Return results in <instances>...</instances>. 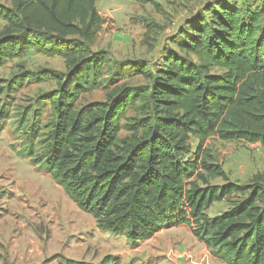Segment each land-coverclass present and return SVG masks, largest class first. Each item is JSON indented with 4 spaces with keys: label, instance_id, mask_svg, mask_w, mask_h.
I'll return each instance as SVG.
<instances>
[{
    "label": "trees",
    "instance_id": "obj_1",
    "mask_svg": "<svg viewBox=\"0 0 264 264\" xmlns=\"http://www.w3.org/2000/svg\"><path fill=\"white\" fill-rule=\"evenodd\" d=\"M98 1L0 5V68L28 52L65 65L64 72L24 76L51 81L55 89L36 98L50 108L47 121L39 120V109L32 111L31 124L26 110L21 114L27 145L20 154L43 164L100 231L124 233L132 247L183 224L223 264H264V175L247 185L231 183L205 146L211 138L264 145L260 14L221 1L207 5L178 32V50L167 49L160 66L151 69L144 60L115 62L107 51L93 49L105 23ZM128 1L158 7L157 0ZM127 68L145 83L123 81ZM24 77L0 87V96L15 91L12 85ZM99 89L104 101L78 104ZM7 118L2 103L0 122ZM121 130L128 136L119 139ZM215 179L224 183L210 185ZM222 201L229 208L209 218L206 211ZM110 263L105 257L100 264Z\"/></svg>",
    "mask_w": 264,
    "mask_h": 264
},
{
    "label": "rangeland",
    "instance_id": "obj_2",
    "mask_svg": "<svg viewBox=\"0 0 264 264\" xmlns=\"http://www.w3.org/2000/svg\"><path fill=\"white\" fill-rule=\"evenodd\" d=\"M220 1L242 12L248 6L264 23V0H157V8L128 0H99L96 8L105 23L93 49L107 51L115 62L141 59L153 69L160 66L167 49L178 50V32L187 21ZM0 5L10 6V0H0ZM3 26L0 20V30ZM43 70L60 73L65 65L59 58L28 52L0 68V87L21 75L35 78ZM126 74L123 81L130 86L145 83L128 68ZM12 87L15 91L0 96V105L5 103L8 110V118L0 122V264H60L63 259L100 264L105 257L111 259L110 264H223L183 224L164 228L136 247L124 233L100 231L95 220L80 211L51 179L43 164H33L20 154L27 145V130L19 125V118L26 110L24 118L31 124L32 111L39 109V120L47 121L50 108L36 103V98L53 91L55 84L24 77L20 85ZM104 100L105 91L99 89L83 95L78 104ZM126 136L121 130L118 138ZM31 138L39 139L36 135ZM191 144L194 149L195 141ZM205 146L231 183L247 185L256 175H264V145L211 138ZM34 147L38 149L37 141ZM223 183L221 179L210 181L212 186ZM228 208L227 201L214 203L206 215L213 218Z\"/></svg>",
    "mask_w": 264,
    "mask_h": 264
},
{
    "label": "crops",
    "instance_id": "obj_3",
    "mask_svg": "<svg viewBox=\"0 0 264 264\" xmlns=\"http://www.w3.org/2000/svg\"><path fill=\"white\" fill-rule=\"evenodd\" d=\"M97 8H98V6H97ZM98 12H99V11H98ZM99 14H100V16L104 19V17L101 15L100 12H99ZM163 230H165V229H162L161 231H163ZM161 231H160V232H161ZM160 232H158V233H160ZM158 233H157V234H158ZM157 234H156L155 236H157ZM155 236H154V237H155ZM154 237H153V238H154ZM153 238H151V239H153ZM151 239H150V240H151ZM150 240H148V241H150Z\"/></svg>",
    "mask_w": 264,
    "mask_h": 264
}]
</instances>
